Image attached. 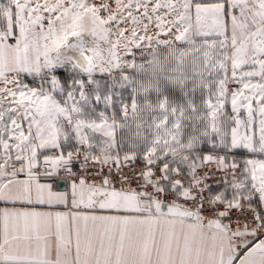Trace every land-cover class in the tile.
<instances>
[{
    "label": "snow or ice",
    "instance_id": "1",
    "mask_svg": "<svg viewBox=\"0 0 264 264\" xmlns=\"http://www.w3.org/2000/svg\"><path fill=\"white\" fill-rule=\"evenodd\" d=\"M0 202V264H264V0H0Z\"/></svg>",
    "mask_w": 264,
    "mask_h": 264
},
{
    "label": "crops",
    "instance_id": "2",
    "mask_svg": "<svg viewBox=\"0 0 264 264\" xmlns=\"http://www.w3.org/2000/svg\"><path fill=\"white\" fill-rule=\"evenodd\" d=\"M19 178H20V179H24L25 177H24V175L22 174ZM41 182L43 183L44 180L41 179ZM214 188H215V187H214ZM54 190H56V191L69 190V191H70V189L68 188V185H67V184H64V185H63V182H61V184H60L58 187L54 188ZM4 206H5V205H4L2 202H0V208H2V207H4ZM41 210H48V209H47V206H42V207H41ZM52 210H54V211H65L66 209H64L63 206H58V207H56V208H54V209H52Z\"/></svg>",
    "mask_w": 264,
    "mask_h": 264
},
{
    "label": "built area",
    "instance_id": "3",
    "mask_svg": "<svg viewBox=\"0 0 264 264\" xmlns=\"http://www.w3.org/2000/svg\"><path fill=\"white\" fill-rule=\"evenodd\" d=\"M18 167V165H17ZM107 169H105L106 171ZM128 169H125V172H127ZM213 171H215V166L213 165ZM222 181H223V175L221 173H217L212 180L209 181V183H211L213 185V187L222 185ZM98 182V180H97ZM134 186V185H133ZM117 187H119V185H117Z\"/></svg>",
    "mask_w": 264,
    "mask_h": 264
},
{
    "label": "rangeland",
    "instance_id": "4",
    "mask_svg": "<svg viewBox=\"0 0 264 264\" xmlns=\"http://www.w3.org/2000/svg\"><path fill=\"white\" fill-rule=\"evenodd\" d=\"M193 23H195V14H194V9H193ZM223 155V152L220 153ZM222 187V185L216 186L215 188Z\"/></svg>",
    "mask_w": 264,
    "mask_h": 264
},
{
    "label": "water",
    "instance_id": "5",
    "mask_svg": "<svg viewBox=\"0 0 264 264\" xmlns=\"http://www.w3.org/2000/svg\"><path fill=\"white\" fill-rule=\"evenodd\" d=\"M65 183H63V185H64Z\"/></svg>",
    "mask_w": 264,
    "mask_h": 264
}]
</instances>
